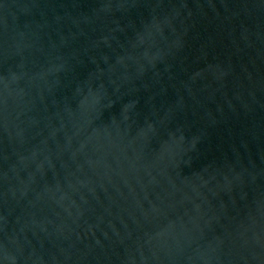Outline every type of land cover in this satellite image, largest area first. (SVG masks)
I'll return each instance as SVG.
<instances>
[{
	"label": "water",
	"instance_id": "obj_1",
	"mask_svg": "<svg viewBox=\"0 0 264 264\" xmlns=\"http://www.w3.org/2000/svg\"><path fill=\"white\" fill-rule=\"evenodd\" d=\"M0 264H264V0H0Z\"/></svg>",
	"mask_w": 264,
	"mask_h": 264
}]
</instances>
